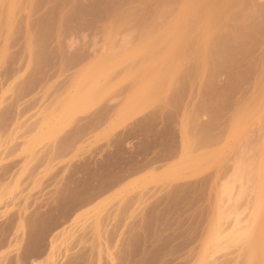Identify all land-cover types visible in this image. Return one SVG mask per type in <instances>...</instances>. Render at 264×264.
Listing matches in <instances>:
<instances>
[{
	"label": "rangeland",
	"instance_id": "rangeland-1",
	"mask_svg": "<svg viewBox=\"0 0 264 264\" xmlns=\"http://www.w3.org/2000/svg\"><path fill=\"white\" fill-rule=\"evenodd\" d=\"M170 1L0 0V264L138 263L123 253L147 229L138 264H249L248 226H264V0ZM229 50L241 59L215 65ZM114 151L120 179L32 252L28 215Z\"/></svg>",
	"mask_w": 264,
	"mask_h": 264
},
{
	"label": "bare ground",
	"instance_id": "bare-ground-1",
	"mask_svg": "<svg viewBox=\"0 0 264 264\" xmlns=\"http://www.w3.org/2000/svg\"><path fill=\"white\" fill-rule=\"evenodd\" d=\"M172 1V0H171ZM170 1V2H171ZM174 1H176V0H174ZM179 1V5H181V4H184V3H182V2H180V0H177L176 1V3ZM183 1V0H182ZM173 2V1H172ZM173 3H175V2H173ZM259 8V7H258ZM256 12H261L260 11V9H259V11H258V9L256 8V10H255ZM260 32L261 31H259V37H260V40L262 41V39H261V36H262V38L264 37L263 35V31L261 32L262 33V35L260 34ZM254 35L256 36L255 38L256 39H259V37H258V34H257V32H255L254 34H253V38H254ZM251 39L252 38H250V40L249 41H251ZM253 40H254V42H255V39H252V43H253V45H255L254 44V42H253ZM258 40H256V42H257ZM228 43V39L226 38V39H221V40H219L218 41V46H223V45H225V44H227ZM249 43V42H248ZM259 44V43H258ZM247 45V41H243V42H240V43H238L237 44V47L235 48V50L237 51V52H245L246 50H248L247 48H249V46H250V44H249V46L247 47V48H245V46ZM252 44H251V50H248V51H246L245 53H243V56L245 57L246 55L248 56V54L250 55L251 53L250 52H252V48H254L255 46H253ZM233 46H236V45H233ZM230 51V50H229ZM227 52L226 54H223L222 56H221V59L218 61V60H216V62H215V65H220L219 63H221V62H225V60L228 62V63H231L232 61H234V60H232L231 61V58L232 59H235L234 58V56H237L236 58H240L241 57V55L240 54H237V55H234V52H232V51H230V52ZM250 51V52H249ZM249 52V53H248ZM245 54V55H244ZM239 55H240V57H239ZM243 57V58H244ZM230 58V59H229ZM229 59V60H228ZM241 59V58H240ZM237 60V59H236ZM231 61V62H230ZM227 62H225V63H223V64H228ZM217 63V64H216ZM222 65V64H221ZM219 67V66H218ZM214 71H218V69L216 70V68H215V70ZM218 73V72H217ZM214 74V73H213ZM215 76L217 75L216 73L214 74ZM235 80H237V81H239L238 79H235ZM237 81H232L231 83H229L230 84V87L231 88H233V86L236 84V86L235 87H237V85L239 86L240 84H239V82L238 83H236ZM234 83V84H233ZM233 84V85H232ZM224 87H226V90H227V86H224ZM230 87L228 86V89H230ZM233 88V89H236V88ZM225 89V88H224ZM217 95V94H216ZM216 98V97H215ZM217 99V98H216ZM147 123V122H146ZM143 125V124H142ZM146 124H144L143 126H145ZM148 125V124H147ZM146 125V126H147ZM210 125V124H209ZM212 125V124H211ZM146 126L144 127L145 129H146ZM80 127V126H79ZM83 127H85V126H83ZM142 127V126H141ZM80 128H82V127H80ZM80 128H78L77 129V127L74 129V130H79ZM148 128V127H147ZM142 129V128H141ZM76 130V133L78 132ZM82 130H85L84 128L82 129ZM82 130H80L81 132H83L84 133V131H82ZM71 132H67L68 134H66V137H64V140H62V142L60 143V148L62 147L63 148V146H65V145H68L69 143L71 144V141L73 142L74 141V139L75 140H77L78 138H80L79 137V135H81L80 133H77V134H73V132H75V131H72V130H70ZM206 132V131H205ZM82 133V134H83ZM82 136V135H81ZM78 137V138H77ZM77 138V139H76ZM113 155V156H112ZM133 155H134V153H133ZM262 156V155H261ZM260 156V157H261ZM263 157V156H262ZM261 159V158H260ZM262 159H264V158H262ZM261 159V160H262ZM119 156H118V151H114V152H112V154H111V160L110 161H101L100 162V165L96 168V169H94V170H90L89 171V175L88 176H86V177H84V179H83V181L82 180H80L81 179V177L79 178H77L79 181H80V183L78 184V185H76L79 181L77 180V179H75L76 181H78L77 183H74V182H70L69 183V180H68V183L71 185V184H73V185H71V187L68 185L67 187H65L66 186V184H68V183H65V188L64 189H62V190H60V191H58V199H56L55 201H54V199H55V197H54V199H53V201H54V203H52V210L50 209V212H45L44 214H42V215H39V214H41L40 212H39V214H37L36 212H35V214L34 215H32L33 213H31V215L32 216H30V215H28L29 216V218H30V220L28 219V223H29V221H30V225H28L29 227V230H28V232H30V233H27L26 235H28V240H27V242H28V244H30V248H32L33 249V251L32 252H34L35 250H36V254H37V251L39 252V253H41V250H42V248L40 247V245H42L41 243V241H42V239L47 235V236H49L47 233H49L50 232V230L55 226V225H58V223L59 222H61V221H65L66 222V218L69 216V215H72L73 213H71V211H73L74 209H76V208H78V206H81V205H83V204H85L86 202H88L89 200H91V199H93L94 197H96V196H98L99 194H101L103 191H105L109 186H111V185H113V184H115L119 179H120V176L121 175H119V172L117 171V169L118 168H115V167H119L118 166V164L120 163L119 162ZM261 160H259V163L260 162H262ZM131 162V161H130ZM262 163H264V160H263V162ZM137 164H140L139 162L137 163ZM136 164V165H137ZM257 164H258V162H257ZM256 164V165H257ZM2 165L3 164H1L0 166V168H1V170H0V172H1V174H2V172H4V171H2ZM83 165V164H82ZM122 165V164H121ZM127 165V164H126ZM132 165V164H131ZM262 165V164H261ZM264 165V164H263ZM87 166V165H86ZM133 166H134V164H133ZM137 166H139V165H137ZM7 167V166H6ZM89 166H87V168H88ZM3 168H5V167H3ZM9 168V167H8ZM258 168V167H257ZM120 169V168H119ZM6 170H7V168H6ZM73 170H75V169H73ZM264 171V170H263ZM73 172L74 171H72L71 173L70 172H68V173H70V175L72 174L73 176H71V178L72 177H74V174H73ZM256 172H257V170H256ZM6 173H7V171H6ZM74 173H76V172H74ZM264 173V172H263ZM77 174V173H76ZM3 175V174H2ZM4 175H5V173H4ZM67 175H69V174H67ZM69 175V176H70ZM76 176V175H75ZM1 177V176H0ZM3 177V176H2ZM1 177V178H2ZM237 177H238V175H237ZM257 177V176H256ZM0 178V179H1ZM68 178V177H67ZM66 178V179H67ZM70 178V177H69ZM64 179V178H63ZM256 179V178H255ZM74 180V179H73ZM64 182H67V181H64ZM64 182H63V184L62 185H64ZM256 182V181H255ZM264 183V174H262L261 176H260V179H259V187L262 185ZM74 184L76 185L75 187H74ZM62 185L60 186L61 188H63L62 187ZM231 186H233L232 185V183H231ZM264 186V185H263ZM228 187V186H227ZM236 187V186H235ZM258 187V188H259ZM58 189V188H57ZM227 189V188H226ZM229 189H232V188H229ZM245 189V188H244ZM228 190V189H227ZM236 190V189H235ZM57 191V190H56ZM226 191V190H225ZM242 191H244L243 189H242ZM226 192H228V191H226ZM230 192V191H229ZM227 193L226 195L228 196V202L229 201H231L232 200V202H233V199H234V195L235 194H232V196L231 195H229L230 193ZM235 192H237V191H235ZM234 193V192H233ZM239 193V192H238ZM241 193V192H240ZM244 193V192H243ZM56 194V193H55ZM242 194V193H241ZM225 195V196H226ZM250 195H251V193H250ZM249 195V196H250ZM263 194H261V196H259V198L261 197H263L262 196ZM237 196V195H236ZM243 196V195H242ZM242 196H239V197H242ZM251 197V196H250ZM181 199V198H180ZM180 199H176V200H174L173 202H172V204L174 203V205H181V203H183V202H179L178 203V201L177 200H180ZM237 199V198H236ZM225 200V202H226V199H225V197L223 198V201ZM52 201V202H53ZM92 202V201H91ZM253 202V201H252ZM262 202V201H261ZM264 202V201H263ZM262 202V203H263ZM51 204V203H50ZM88 204V203H87ZM228 204V203H227ZM48 205H49V203H48ZM250 206H252L251 204H249ZM261 205H263L264 206V203L263 204H261ZM50 206V207H51ZM256 206H257V204H256ZM258 206H259V204H258ZM256 207V210L260 207ZM262 206V208L264 209V207ZM48 207V206H47ZM253 207V206H252ZM251 207V208H252ZM250 208V207H249ZM250 208V209H251ZM246 209H248V208H246ZM45 210H47L48 211V209L46 208ZM258 210H261V212H262V209H261V207H260V209H258ZM34 211V210H33ZM36 211V210H35ZM38 211H41V210H38ZM249 212H250V210H248ZM247 211V212H248ZM73 212H75V211H73ZM254 212H255V210H254ZM254 212H253V214H254ZM263 212H264V210H263ZM263 212L260 214L261 216L263 215ZM29 213V214H30ZM71 213V214H70ZM246 213V212H245ZM260 212H258L257 214H259ZM247 214V213H246ZM253 214H252V216H253ZM19 215V214H18ZM19 216H21V215H19ZM251 216V217H252ZM254 216H255V214H254ZM239 217V216H238ZM240 217H242V216H240ZM243 217H244V215H243ZM246 217V216H245ZM262 217H264V216H262ZM71 218V217H70ZM253 218V217H252ZM238 219H240V218H238ZM255 219V221L254 222H256V217L254 218ZM258 219V218H257ZM68 220H69V218H68ZM244 220V219H243ZM143 224L144 223H147V224H149L151 221H152V219H151V216H149V217H147V218H143ZM237 221V220H236ZM239 221V220H238ZM242 221V220H241ZM64 222V223H65ZM234 222H235V220H234ZM253 221H251V222H249V223H252ZM257 222H258V220H257ZM5 223V222H4ZM3 223V224H4ZM67 223V222H66ZM238 223H240V222H238ZM248 223V222H247ZM259 223V222H258ZM6 224V223H5ZM141 224V223H140ZM232 224V223H231ZM236 224V223H235ZM243 224V223H242ZM145 225V224H144ZM236 225H239L240 226V224H236ZM256 225V224H255ZM59 226V225H58ZM238 226V227H239ZM258 226V225H257ZM5 227V226H4ZM237 227V226H236ZM254 227V226H253ZM229 228V227H228ZM232 228H234V226L232 227ZM244 228V227H243ZM242 227L239 229V230H244ZM245 228L247 229V226H245ZM248 228H250L251 229V231H250V229H248V232H249V234H247L248 235V237L247 238H249V240H248V243H247V240H246V243L248 244V249H249V253H248V261H249V264H262V262L264 261V226L262 225H260L259 226V230L258 231H261V232H263V236L261 237V238H257V237H252V236H250L251 235V233H252V231H255L256 230V227H254V228H251L250 227V224H249V226H248ZM53 229H55V228H53ZM52 229V230H53ZM51 230V231H52ZM228 230V229H227ZM233 230H235V228L233 229ZM220 231H222V228L220 229ZM215 232V233H217V235H222V232ZM27 232V231H26ZM223 232H224V229H223ZM247 232V231H246ZM51 233V232H50ZM150 233H151V231L149 230V229H147L146 230V232H144V233H138V235L139 234H141V235H139V236H135L136 238L134 239V237H132V239H130V241H129V239H128V243L130 242L131 243V245H130V247L126 250V251H124V253H123V259H124V257H125V259H126V257H127V259H126V261H128L129 259H130V257L132 258L133 256H138L139 254H140V256H138V258L136 257V262H138L139 263V261H138V259L143 255V256H146L145 255V252L147 251V253L148 252H150V251H148V250H146V251H144V253L143 252H139L140 250L142 251V250H145V248H147V247H140L139 245H138V247H140V248H138L136 245L137 244H140V245H142V243L143 242H141V243H139L140 242V240H142V239H144L145 240V238L146 239H148V237H149V235H150ZM229 233V232H228ZM231 234H232V232H230ZM242 233V232H241ZM245 233V232H244ZM257 233V232H256ZM30 234V235H29ZM224 234V233H223ZM230 234V235H231ZM233 234H234V232H233ZM252 234H254L255 235V232L254 233H252ZM225 235H227V232L225 233ZM229 235V234H228ZM46 236V237H47ZM242 236V235H241ZM250 236V237H249ZM45 237V238H46ZM228 237V236H227ZM26 238V239H27ZM170 238V237H169ZM220 238V237H219ZM245 238V237H244ZM0 239H2L3 240V238H0ZM23 239V238H22ZM171 239V238H170ZM170 239H168V240H170ZM143 241V240H142ZM167 241V240H166ZM162 241H160L159 242V244L161 243ZM2 244V243H1ZM21 244V243H20ZM135 244V245H134ZM44 245V244H43ZM43 245H42V247H43ZM129 245V244H128ZM177 245V244H176ZM20 246V245H19ZM19 246L17 247V248H19ZM172 246H173V244H172ZM171 246V247H172ZM25 247H27V246H25ZM25 247L24 248H22L24 251H27L26 249H25ZM144 248V249H143ZM173 248V247H172ZM41 249V250H40ZM171 250H173V249H171ZM18 251L20 252H22V250H19L18 249ZM174 251V250H173ZM21 252H20V254H21ZM141 253H143L142 255H141ZM27 254V252H22V255H20V256H24V255H26ZM138 254V255H137ZM17 255V257H18V255H19V253L18 254H16ZM39 255V254H38ZM120 255H121V253H120ZM27 256H28V254H27ZM143 256L141 257V258H143ZM148 256V255H147ZM14 257V256H13ZM17 257H15V259L17 260H15V264H18L19 263V261L22 259H20V258H17ZM150 257V256H149ZM149 257H146V258H149ZM24 258V257H23ZM120 258H122V256L120 257ZM141 258H140V260H141ZM144 259V258H143ZM11 260V259H10ZM133 260H135V258H132V261ZM145 260V259H144ZM150 260L152 261V259L150 258ZM13 261V260H12ZM22 261L23 260H21V262L19 263V264H21L22 263ZM131 261V260H130ZM130 262V264H132L133 262ZM10 262V261H9ZM24 262V261H23ZM129 262V261H128ZM127 262V263H128ZM144 261H141L140 262V264H146V263H149L148 261L145 263H143ZM13 263V262H12ZM126 263V264H127ZM138 263H133V264H138ZM151 263V262H150ZM149 263V264H150ZM11 264V263H10ZM122 264V263H121Z\"/></svg>",
	"mask_w": 264,
	"mask_h": 264
}]
</instances>
